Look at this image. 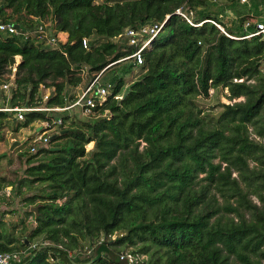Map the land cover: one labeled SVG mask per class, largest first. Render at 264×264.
Segmentation results:
<instances>
[{
    "label": "trees",
    "instance_id": "obj_1",
    "mask_svg": "<svg viewBox=\"0 0 264 264\" xmlns=\"http://www.w3.org/2000/svg\"><path fill=\"white\" fill-rule=\"evenodd\" d=\"M222 1L0 0V20L19 30L0 32L1 88L17 68L0 108L65 107L101 70L110 84L90 115L72 107L15 120L14 131L55 113L61 124L20 154L21 230L0 231V252H20L8 264H118L119 247L148 254L146 264H264V33L247 37L256 26L244 27L250 16L264 19V0ZM45 18L66 42L37 37ZM164 19L141 65L119 61L134 50L119 33ZM135 67L141 73L126 86ZM218 88L237 100L199 107L196 97ZM13 113L0 110V126Z\"/></svg>",
    "mask_w": 264,
    "mask_h": 264
},
{
    "label": "rangeland",
    "instance_id": "obj_2",
    "mask_svg": "<svg viewBox=\"0 0 264 264\" xmlns=\"http://www.w3.org/2000/svg\"><path fill=\"white\" fill-rule=\"evenodd\" d=\"M100 1V0H98ZM250 0H240V3L244 5L245 7L248 6ZM222 0H218V3H222ZM10 12V9H8ZM251 12V11H250ZM252 14V13H251ZM264 14V13H263ZM231 15V14H230ZM250 18H252L250 16ZM256 18V17H254ZM42 24H45L50 27V20L49 18H45L42 20ZM51 28V27H50ZM141 73V68L135 67L134 69H130V72L124 76L126 81V86H128L131 82H133L136 77ZM1 86V85H0ZM48 87L44 89V93L49 92ZM77 91V86L74 88V92ZM8 89L2 90L0 87V99L1 96L3 97V94H7ZM243 99V97L241 98ZM196 102L199 105V107L208 110V109H214L218 110L220 108L221 103H226L230 101H234L237 99L229 100L228 98V91L223 88L218 89H210V94L208 97H202L197 96ZM60 113H55L54 118H59ZM13 115L9 114L7 117L2 118L1 120V126H0V219H2V223H0V231L8 234V233H14L16 235L20 230L21 226L19 223V217L22 215V212L25 210L24 202L22 201L23 195L17 194V180L22 175V170L24 167V157L20 154L23 153L25 150H30V135H34L35 131V124H33L31 127H20L18 131H14L15 122L12 119ZM39 122V120H37ZM41 125L44 121H40ZM38 125V123H37ZM250 132H252V128H249ZM41 131H45V135H50L51 133H54L57 131L56 127H50V128H42ZM40 132V131H39ZM251 136L259 139V137L254 136L253 133H251ZM264 141V139L262 140ZM43 143L39 141L36 143V148L41 146ZM143 142L140 145V148L142 147ZM92 146V143H89L86 147L87 149H90ZM33 152V151H31ZM218 161V158L215 159V162ZM117 162V159H114L112 163ZM250 165H253V162L250 163ZM200 176H203L201 174ZM232 176H237L236 171H232ZM202 183H206V181H201ZM28 189L27 186H22V191H26ZM216 192L214 189L212 190ZM217 197L219 199V202L223 203V199L220 197V195L216 192ZM249 197L256 202L257 204L261 205L262 203L259 202L257 197L255 195H249ZM31 210V209H30ZM221 213L224 214L225 218H234L235 220L238 219L235 212H226L222 211ZM219 215V213L217 214ZM216 215V216H217ZM246 216L249 217V214L246 213ZM33 220L32 216H28V218L25 221V224L28 225L29 222ZM30 229V227H29ZM27 239V238H26ZM39 239H34L32 242H38ZM27 243L29 241L27 240ZM87 242L82 243V246H80L79 249L81 251L87 250ZM132 249V247H119L120 251ZM139 257V263L140 264H146V260H148L149 255L148 254H138Z\"/></svg>",
    "mask_w": 264,
    "mask_h": 264
},
{
    "label": "built area",
    "instance_id": "obj_3",
    "mask_svg": "<svg viewBox=\"0 0 264 264\" xmlns=\"http://www.w3.org/2000/svg\"><path fill=\"white\" fill-rule=\"evenodd\" d=\"M176 13L182 15L188 22L191 23L190 19L180 10L177 9ZM166 19L160 21V22H153L150 24L143 25L139 28H127L124 30L123 33H119L117 35V38L119 37H125L126 43L134 48V50L119 59L121 60H131L132 63L136 66L141 65L144 62V52L146 50L151 49L152 47V41L156 38V36L160 33L162 30ZM210 22L214 23L221 31H224V28L215 22L212 19H209ZM251 23H255L256 31L253 33H249L246 35L247 37L257 34L264 33V19L259 20L257 18H249L244 23V27H248ZM200 23H197L196 25H200ZM37 37L42 38L46 40L47 44H58L62 40L60 39V34L63 32L58 33H52L51 29L47 27V25H39L37 29ZM0 32L2 33H14L18 34L19 30L18 27L12 23L7 21H1L0 20ZM24 36H27L29 33L25 31L22 33ZM83 44H86V38L83 39ZM11 69V73L7 76L9 77V80L4 81L2 83V88L4 90L8 89L11 80L15 77V73L17 71L16 64L9 66ZM12 70L14 72H12ZM102 71H99L97 73L93 74V77L89 80V82L85 85L83 89L76 95L75 99L67 106L65 107H59V106H52V107H29L28 105H22V106H15V107H4L0 108V110L3 111H9L15 113V118L17 120H24L25 113L28 111L33 110H69L72 107H79L80 111L84 115H90L93 113V109L97 106V104H101L105 97L109 94V82H103L101 81V74ZM14 73V74H13ZM83 73V72H82ZM121 95L115 96V98H120ZM47 98V94L44 95V99ZM42 123V128H50V127H56L61 124V119L58 118L55 121L49 122L47 120ZM50 138L49 135H45V131L36 132L32 137H30V151H35L36 149V143L41 141L43 144L48 141ZM34 246V245H32ZM27 250V249H26ZM26 250H22V254H26ZM20 252L16 251H4L0 252V264H8L9 261L12 258L18 257ZM120 259H124L128 261L130 264H140L139 263V257L137 253H132L129 250H124L121 253H119Z\"/></svg>",
    "mask_w": 264,
    "mask_h": 264
},
{
    "label": "crops",
    "instance_id": "obj_4",
    "mask_svg": "<svg viewBox=\"0 0 264 264\" xmlns=\"http://www.w3.org/2000/svg\"><path fill=\"white\" fill-rule=\"evenodd\" d=\"M60 39L62 40V42H66V40H67V38H68V33L67 32H63V33H61L60 35ZM20 59H21V56L20 55H17L16 57H15V62L16 63H19V61H20ZM10 69V68H9ZM11 70V69H10ZM12 72H14L13 70H12ZM11 73V72H10ZM9 73V74H10ZM14 74V73H13ZM8 74H6L5 76H7ZM86 78H87V76H86ZM85 87V85H79V86H77V91H76V95L81 91V89H83ZM47 93H49V92H47ZM70 110V109H69ZM68 110V111H69ZM13 115V122H15V120H17L16 118H15V113H13L12 114ZM38 120V119H37ZM37 120H35V121H33L32 123H30V124H28L27 126H25V127H31L33 124H35V131L36 132H39V131H41V129H42V125H41V120H39V122L37 121ZM19 121H23V120H19ZM37 123H38V125H37ZM35 132V133H36ZM34 133V134H35ZM29 137H32V135H30Z\"/></svg>",
    "mask_w": 264,
    "mask_h": 264
},
{
    "label": "water",
    "instance_id": "obj_5",
    "mask_svg": "<svg viewBox=\"0 0 264 264\" xmlns=\"http://www.w3.org/2000/svg\"><path fill=\"white\" fill-rule=\"evenodd\" d=\"M16 26L18 27V25L16 24ZM126 93H124L125 95ZM31 210L37 211V206H32L30 207ZM32 229V226H30V230ZM26 243H27V239L26 237H24ZM112 257L114 259V261L118 264H130L128 261L124 260V259H120L119 255H116L115 253H112Z\"/></svg>",
    "mask_w": 264,
    "mask_h": 264
}]
</instances>
